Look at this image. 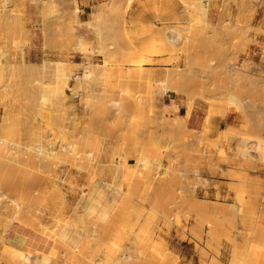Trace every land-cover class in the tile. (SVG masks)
Segmentation results:
<instances>
[{
  "label": "rangeland",
  "instance_id": "obj_1",
  "mask_svg": "<svg viewBox=\"0 0 264 264\" xmlns=\"http://www.w3.org/2000/svg\"><path fill=\"white\" fill-rule=\"evenodd\" d=\"M71 1L0 0V227L41 238L0 264H264V0ZM207 107L231 115L216 135L190 122ZM101 177L97 220L76 196Z\"/></svg>",
  "mask_w": 264,
  "mask_h": 264
},
{
  "label": "crops",
  "instance_id": "obj_2",
  "mask_svg": "<svg viewBox=\"0 0 264 264\" xmlns=\"http://www.w3.org/2000/svg\"><path fill=\"white\" fill-rule=\"evenodd\" d=\"M78 6L81 11H88L91 7L92 0H77ZM40 56V51L37 48L30 49V57L33 59ZM216 108L207 107L205 113L203 111H198L191 115L190 122L194 127H199L202 125L205 116L212 118L214 124V133L217 134L218 129H220L222 121L229 119L230 114H221L216 111ZM216 137V136H215ZM222 150L224 154L233 157H247L250 155L251 145L246 141H241L233 136H225L222 140ZM109 179V178H108ZM106 178H96L92 183L83 190L78 191L77 197L80 196L81 192H84L83 200L81 198V210L85 214L93 217L97 220H103L111 211L114 203L119 195V192L115 189H109L107 186ZM78 184L83 186L82 181H78ZM19 227L12 226L8 234L3 233L2 227H0V247L4 245H11L12 247L21 248L25 250H30V247H36V245L41 241V238L33 235L30 232H19ZM25 236L22 237L18 233ZM80 231L72 227L64 226L61 230V237H63L68 243H74L78 237H80Z\"/></svg>",
  "mask_w": 264,
  "mask_h": 264
},
{
  "label": "bare ground",
  "instance_id": "obj_3",
  "mask_svg": "<svg viewBox=\"0 0 264 264\" xmlns=\"http://www.w3.org/2000/svg\"><path fill=\"white\" fill-rule=\"evenodd\" d=\"M69 1H71V0H68V3H69ZM71 2H73V1H71ZM70 2V3H71ZM75 2V1H74ZM73 2V3H74ZM64 7V6H63ZM76 7V6H75ZM77 8V7H76ZM97 8V7H96ZM95 8V9H96ZM75 9V8H74ZM98 10V8L96 9V11ZM78 9H75V12H73V14H77L78 13ZM94 10H92L91 11V13L93 12ZM75 17V16H74ZM75 18H77V16L75 17ZM78 19V18H77ZM91 27L93 28V29H91L92 30V32L94 31V33H96V35H97V30H98V28L96 27V24L94 25V21H93V19H92V21H91ZM94 35V34H93ZM100 36V35H99ZM96 38V37H95ZM178 39V38H177ZM173 41V40H172ZM176 41V40H175ZM56 70H57V72H56V70H55V72L57 73V75H56V78L59 80V82H60V84H62V85H60V86H62L63 88H61L60 86H59V84H58V82H57V84H55V85H58L57 86V88L59 89V87H60V89H63L64 91H69L70 90V83L72 82V81H74V80H76V79H78V78H80L82 75H83V73H84V68H87V69H91V67H90V65H89V63H87V62H84L82 65H81V67H80V69L76 72V73H67V71H66V68L63 66V65H56ZM229 70V69H228ZM55 73V74H56ZM232 75V74H231ZM93 76V73L91 74V77ZM173 76V75H172ZM90 77V78H91ZM58 80H56V81H58ZM56 87V86H55ZM160 87V86H159ZM159 87H157L158 89H157V91L161 94H163V95H167L166 94V92L163 90V88H159ZM55 89V88H54ZM161 90V91H160ZM54 91H56V90H54ZM57 92V91H56ZM158 99H160L159 98V96H158ZM174 100L173 99H171V105H174ZM187 105V104H186ZM5 132V131H4ZM15 155H16V152H15ZM20 156V155H19ZM119 158L120 157H118L117 158V160H116V163H117V166L116 167H118L117 169L119 170V168L122 166V163H121V159H120V161H119ZM31 159V158H30ZM35 161V159H32V162H34ZM121 169V168H120ZM25 170V169H24ZM123 171V170H122ZM28 182V181H27ZM83 193V192H82ZM85 194L83 193V196H84ZM81 197V196H80ZM150 204V203H149ZM23 208H22V206H20V204H18V203H16L15 202V204H14V211H13V213L17 216V215H20L19 213H20V210H22ZM64 209V208H63ZM80 209V208H79ZM79 211V210H78ZM19 218V217H15L14 219H12L10 222H17L18 220L17 219ZM24 219V218H23ZM58 224V223H57ZM84 227V226H83ZM92 227V226H91ZM101 230V229H100ZM94 233V232H93ZM91 235V234H90ZM95 236L96 235H93V236H91V239L93 240V242L92 243H94V239H95ZM97 237V236H96ZM103 241V240H102ZM55 242V241H54ZM125 242V241H124ZM90 243H91V240H90ZM102 243V242H101ZM89 245V244H88ZM90 246V245H89ZM95 246V245H94ZM10 254V253H9ZM5 256V255H4ZM17 256V255H16ZM18 257V256H17ZM18 258H20V257H18ZM22 259H25V257H22ZM10 260V259H9ZM16 260V259H15ZM27 260V259H26ZM41 261V260H40ZM122 261V255H120L119 257H117V259L114 261V263L115 262H117V263H120ZM11 262V261H10ZM17 262V261H16ZM16 262H15V264H16ZM13 263H14V261H13ZM41 263H42V261H41ZM39 264H40V262H39ZM44 264V263H43Z\"/></svg>",
  "mask_w": 264,
  "mask_h": 264
}]
</instances>
